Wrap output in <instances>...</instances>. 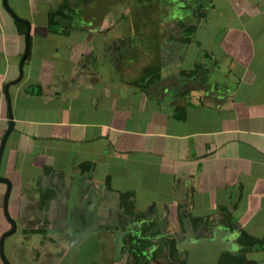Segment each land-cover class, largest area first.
Returning <instances> with one entry per match:
<instances>
[{
  "label": "crops",
  "instance_id": "crops-1",
  "mask_svg": "<svg viewBox=\"0 0 264 264\" xmlns=\"http://www.w3.org/2000/svg\"><path fill=\"white\" fill-rule=\"evenodd\" d=\"M26 1L29 8L53 6L46 9L42 33L35 35L32 22L19 12L21 2L15 8L7 0L31 25L22 77L6 92L5 85L19 75L25 32L0 0V143L12 121L0 157L4 172L0 176L11 183L7 207L16 229L42 234L40 245L18 241L19 251L11 247L14 262L29 264L38 252L36 264H51L53 260L46 261L48 252H56L59 261L64 245L75 240L66 234L73 225L78 230L83 225L90 230L125 226L133 216L150 213L160 218L156 224L175 232L187 228L196 234L201 223H207L211 237L228 228L229 214L231 222L262 237L264 0H236L238 25L231 27L235 33L226 31L217 38L206 16L197 20L192 32L181 26L182 34L173 32L168 39L153 30L154 48H143L144 34L134 20L125 22L136 18L125 17V8L112 14L116 2L100 0L94 12L98 15L85 8V15L76 18L74 4L68 1L67 16H55L50 25L48 12L63 0ZM136 47L139 54L126 55L127 49ZM94 55H107L112 61L109 81L92 77L97 66ZM170 55L175 56L174 65L162 60ZM187 57L190 63H184ZM152 66L156 79L148 75L142 80L145 68ZM126 91L131 101L121 100ZM104 159V177L96 180L97 161ZM145 165L150 173L159 174V183L152 190L156 195L143 196L140 206L135 190L124 182L115 186L109 179L114 172H107V167L117 168L119 174L126 171L128 178L132 168L142 171ZM5 190L6 184L0 182V212ZM127 191L133 193L126 200L128 209L119 196ZM0 226L1 233L7 230L1 218ZM237 230L228 229L230 239L237 238ZM56 233L66 239L59 235L63 241H54ZM43 236L47 242L41 241ZM105 240L109 261L113 237L107 233ZM237 251L228 254L226 264H238L233 259ZM250 252L264 249L245 252V264H264V255L253 260L247 257Z\"/></svg>",
  "mask_w": 264,
  "mask_h": 264
},
{
  "label": "rangeland",
  "instance_id": "rangeland-1",
  "mask_svg": "<svg viewBox=\"0 0 264 264\" xmlns=\"http://www.w3.org/2000/svg\"><path fill=\"white\" fill-rule=\"evenodd\" d=\"M20 1V8L19 12L26 16L28 21L32 22L33 25V32L34 34H40L42 33L44 26L43 21L46 18V9L51 8L53 6V3H45L40 6V8L37 6L35 7H28L26 0H9V3L12 4L16 8V2ZM70 1L71 4H74L73 8V17H80L85 15V8H87V11H92L90 14H96L95 12V5H97L100 0H67ZM102 1V0H101ZM106 2H116L117 8L112 9V14L116 15L118 12L122 11L125 8L126 14L125 17H136L132 19H126L125 22H132L134 20V26H136L137 30L140 29L138 32L141 34H144V38L146 40L145 47L148 48L149 45L151 48H154V41L152 40V31L155 30L156 36L162 35L161 39H168L169 35L171 33H175L177 35H181L182 31L179 30V22L182 20L185 21L187 26L194 27L196 23L198 22V19L204 18L200 17L196 14V11H209V13L206 15L207 20H205L206 24L209 25V30L211 31L212 35H215L217 38L221 37L225 34L226 31L229 33H235V30L231 28L232 26L238 25L236 24V19L238 17L237 9L235 6L236 0H103ZM260 1V0H259ZM167 3V4H166ZM198 3H204V6H198ZM259 3V2H258ZM208 4V5H207ZM38 9V11L36 10ZM243 9H241V14L243 13ZM119 15V14H118ZM205 16V17H206ZM77 21L79 19H76ZM31 25V23H30ZM174 25V27H173ZM261 25V24H260ZM121 27V24H120ZM125 30L128 29V26L124 27ZM131 26H129V29ZM191 29V28H190ZM225 30V31H224ZM163 31V33H162ZM151 34V35H150ZM159 37V38H160ZM151 38V39H150ZM159 43V42H158ZM157 43V46H158ZM142 48V49H143ZM140 49V48H139ZM139 49L135 48H129L127 51H125L126 55L131 54H139ZM110 53L112 52L111 48H109ZM61 53L65 54L66 51L63 50V46L61 48ZM108 54V52L106 53ZM107 56V55H106ZM105 55H94L92 58L95 59L96 69L93 70V76H102L104 80L109 81L108 76H110V65L112 64V61H110L109 57H106ZM174 55H170L163 62L173 64L175 61L173 58ZM129 58V57H128ZM228 58H232L231 56H228ZM131 59V58H130ZM132 60V59H131ZM139 56L137 58V61H139ZM171 60V61H170ZM155 62V60H153ZM157 61V60H156ZM230 61V59H228ZM158 62L161 63L160 60ZM156 63V62H155ZM184 63H190L189 57L185 59ZM151 65L154 64L153 62L150 63ZM149 64V65H150ZM215 64V62H214ZM159 65V64H158ZM106 72V74L104 73ZM246 75V73H244ZM188 82L186 81L185 84ZM119 91V90H118ZM130 91H126L125 93H121V100H128L131 101L132 96L128 95ZM77 103L82 105V101L77 100ZM121 107V104L119 103L117 105L116 110ZM111 120V118H110ZM118 122V121H117ZM117 122L115 123L117 125ZM115 135L113 134V138L115 140ZM73 147V146H72ZM76 147H79L78 145ZM81 156H78L75 158L76 160H79ZM107 159H104L102 161H97V170L93 173L94 178L96 180H102L104 177V173H102V168L105 165ZM144 170L140 171V168H132L128 178L127 173L119 174L115 170V168L107 167V172H114L113 175L109 177L114 183L115 186L120 187L121 185L119 183L124 182L129 186L130 188H133L135 190L134 194H136V203L140 206L144 205V202L142 201L143 196H147L148 198L152 195H156L152 190H155L156 184L159 182L158 173H150V168L148 165H145ZM71 169V168H70ZM68 168L64 170H70ZM3 169H0V175H3ZM106 173V172H105ZM119 174V175H116ZM3 177V176H2ZM163 178H165V175H163ZM132 193V191H130ZM133 194V193H132ZM12 212V210H11ZM0 218L2 220L3 225L7 230L10 228V225L3 216L4 212H0ZM254 217V216H253ZM252 217V218H253ZM246 218V216H245ZM1 228V226H0ZM3 232H0V237ZM37 237V238H36ZM14 241H21L24 243L32 242L40 245V233H37V235L32 236L31 233H22L19 229H16V231L13 234H10L6 237L4 240V254L6 258L9 260L10 264H16L14 260L12 259L11 254V247ZM43 242H47V236H43L42 240ZM19 242H16L18 244ZM47 244V243H46ZM16 251H19V248L16 247ZM15 252V248H14ZM48 257H46V261H52L51 264H57L58 257L57 253L48 252ZM262 255L264 253L261 252H250L247 254V257L253 260H260ZM59 256V255H58ZM16 261V260H15ZM55 261V262H54ZM37 262H40V252L36 253L29 264H36ZM0 264H4L1 257H0ZM18 264V263H17ZM48 264V263H45Z\"/></svg>",
  "mask_w": 264,
  "mask_h": 264
},
{
  "label": "flooded vegetation",
  "instance_id": "flooded-vegetation-1",
  "mask_svg": "<svg viewBox=\"0 0 264 264\" xmlns=\"http://www.w3.org/2000/svg\"><path fill=\"white\" fill-rule=\"evenodd\" d=\"M177 26L181 29L186 28L187 24L181 20ZM190 28L192 32L193 27ZM132 218L134 221L125 226L111 224L91 230L84 225L79 230L77 225H73V228L69 226L72 229L66 234L68 238L75 237V240L67 247L64 245V255L57 264H187L191 251L203 259L215 257V251L220 249L217 256L221 261L223 255L237 250L236 239L229 238L228 226L225 231H218L211 237L207 232V223H201L195 234L187 228L175 232L166 224H156L155 221L160 219L157 213ZM107 233L110 238L113 237L112 258L109 261H106L104 254L108 245L105 244ZM56 235L54 241H63L59 235L66 239V235ZM53 240L52 243H55ZM16 242H13V248H16ZM67 242L64 241L65 244Z\"/></svg>",
  "mask_w": 264,
  "mask_h": 264
},
{
  "label": "trees",
  "instance_id": "trees-1",
  "mask_svg": "<svg viewBox=\"0 0 264 264\" xmlns=\"http://www.w3.org/2000/svg\"><path fill=\"white\" fill-rule=\"evenodd\" d=\"M69 2L67 0H63L62 3L56 8V9H52L48 12V22L50 25H52V23L54 22V17L57 15H61V16H67V10L69 8ZM208 5V4H207ZM198 6H204V3H198ZM196 14L198 16H202L205 17L206 11L202 12V11H196ZM16 23H18V25H21L20 31L22 33L25 32V25L19 21H16ZM183 25V24H182ZM188 27V26H186ZM187 32H190V28H186ZM185 30V31H186ZM155 71V67H147L144 70V74L142 77V80H144V78L148 75H151L150 80H154L156 79L158 73H154ZM88 168H91L92 165L91 164H86ZM82 167H86L84 165H82ZM132 193L131 192H120L119 196H120V204H122L126 209L129 208V203L126 202L128 196H131ZM232 216L227 214L226 216V220H228V227L230 229H238V234H237V238H236V244L238 246L237 248V254L235 255V257L233 258L238 264H245L247 263L244 257V253L248 252V251H252V250H262L264 249V232L262 234V237H256L253 236L251 234H249L248 232H246L244 229L240 228L236 223L231 222ZM231 258H229L228 255H223L222 260H221V264H223L222 261L226 262L229 261ZM252 264V263H251Z\"/></svg>",
  "mask_w": 264,
  "mask_h": 264
},
{
  "label": "water",
  "instance_id": "water-1",
  "mask_svg": "<svg viewBox=\"0 0 264 264\" xmlns=\"http://www.w3.org/2000/svg\"><path fill=\"white\" fill-rule=\"evenodd\" d=\"M3 6L5 7V9L10 13V15L18 21L23 22L26 25V30H25V35H24V41H25V47H24V51L21 55L20 61H19V75L16 79L12 80L11 82L7 83L5 85V91L7 92V88L10 84L17 82L23 74V62L29 52L30 49V41H29V37H30V23L25 20L20 18L18 15H16V13L10 8V6L8 5L7 0H2ZM8 97V96H7ZM9 111V118L11 119V113H10V109ZM12 128V121L9 120V127L6 130V132L4 133L2 139H1V143H0V157L4 148V144H5V140L6 137L9 133V131ZM0 182H3L6 184V190L4 193V197H3V203H2V207H3V212L5 215V218L8 220V222L10 223V228L8 230H6L5 232H3V234L0 237V257L3 261L4 264H10L8 259L6 258L5 254H4V240L6 239L7 236H9L10 234H13L16 231V222L14 221V219L11 218V216L8 213V207H7V203H8V195L10 192V188H11V183L8 179L1 177L0 176ZM106 242V240H105ZM220 252L219 250H216L215 253V257H211L208 258L206 257V259H199V257L193 252L191 251V253L188 255V261L187 264H217L218 263V256L217 254ZM220 254V253H219Z\"/></svg>",
  "mask_w": 264,
  "mask_h": 264
}]
</instances>
